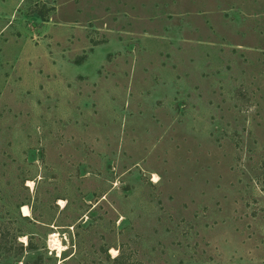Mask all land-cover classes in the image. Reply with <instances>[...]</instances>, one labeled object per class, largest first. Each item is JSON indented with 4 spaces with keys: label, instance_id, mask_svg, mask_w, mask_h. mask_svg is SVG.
Returning <instances> with one entry per match:
<instances>
[{
    "label": "rangeland",
    "instance_id": "374dc122",
    "mask_svg": "<svg viewBox=\"0 0 264 264\" xmlns=\"http://www.w3.org/2000/svg\"><path fill=\"white\" fill-rule=\"evenodd\" d=\"M0 264H264V0H0Z\"/></svg>",
    "mask_w": 264,
    "mask_h": 264
},
{
    "label": "bare ground",
    "instance_id": "6f19581e",
    "mask_svg": "<svg viewBox=\"0 0 264 264\" xmlns=\"http://www.w3.org/2000/svg\"><path fill=\"white\" fill-rule=\"evenodd\" d=\"M28 184L32 185V182L29 181ZM59 203H61L62 206L64 205V201L63 200H60ZM23 211H24L25 215H28L29 209H28L27 206H23ZM50 237L52 238V241L54 242V245L57 246L56 249H58V252H60V250H62V246H61L60 240L58 238V235L57 234H52Z\"/></svg>",
    "mask_w": 264,
    "mask_h": 264
},
{
    "label": "clouds",
    "instance_id": "9594fccd",
    "mask_svg": "<svg viewBox=\"0 0 264 264\" xmlns=\"http://www.w3.org/2000/svg\"><path fill=\"white\" fill-rule=\"evenodd\" d=\"M157 179H159V177H157ZM21 242L24 243L25 246H26L27 245V237H24ZM111 254H112V258L116 259L118 257V255H119V252L113 250Z\"/></svg>",
    "mask_w": 264,
    "mask_h": 264
}]
</instances>
